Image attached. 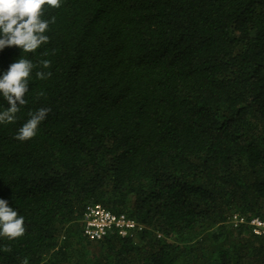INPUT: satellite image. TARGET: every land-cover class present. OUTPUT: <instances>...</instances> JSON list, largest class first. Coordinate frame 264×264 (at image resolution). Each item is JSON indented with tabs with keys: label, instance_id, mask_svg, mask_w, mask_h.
Here are the masks:
<instances>
[{
	"label": "trees",
	"instance_id": "obj_1",
	"mask_svg": "<svg viewBox=\"0 0 264 264\" xmlns=\"http://www.w3.org/2000/svg\"><path fill=\"white\" fill-rule=\"evenodd\" d=\"M43 13L47 44L0 52V70L20 54L36 65L0 125V198L25 226L0 238V264H264L250 226L264 221V0H63ZM39 108L37 136L17 140ZM94 205L142 229L89 242Z\"/></svg>",
	"mask_w": 264,
	"mask_h": 264
},
{
	"label": "clouds",
	"instance_id": "obj_2",
	"mask_svg": "<svg viewBox=\"0 0 264 264\" xmlns=\"http://www.w3.org/2000/svg\"><path fill=\"white\" fill-rule=\"evenodd\" d=\"M63 0H0V52L5 48L15 47L20 53L35 54L37 49L49 41V25L55 17L43 18V7H61ZM47 69L49 61L39 62ZM36 65L29 58L20 56L6 69L0 70V98L8 105L0 110V125L13 123L20 107L26 104L25 94L29 91L31 74ZM36 77L43 80L50 73L37 71ZM49 109L39 108L29 112V118L19 127L16 139L30 140L37 136L39 127L47 118ZM25 233L24 217L0 198V238L9 240L23 236Z\"/></svg>",
	"mask_w": 264,
	"mask_h": 264
},
{
	"label": "built area",
	"instance_id": "obj_3",
	"mask_svg": "<svg viewBox=\"0 0 264 264\" xmlns=\"http://www.w3.org/2000/svg\"><path fill=\"white\" fill-rule=\"evenodd\" d=\"M237 216H233L232 224L236 227ZM252 233L261 236L264 234V221L253 219L250 221ZM82 235L89 242L103 240L112 233H117L120 237H131L133 232L142 228L125 214H114L101 205L88 207L81 219Z\"/></svg>",
	"mask_w": 264,
	"mask_h": 264
}]
</instances>
